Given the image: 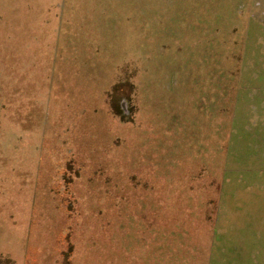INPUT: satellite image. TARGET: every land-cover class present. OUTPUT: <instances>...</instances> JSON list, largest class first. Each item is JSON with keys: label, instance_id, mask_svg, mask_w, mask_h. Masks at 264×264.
<instances>
[{"label": "rangeland", "instance_id": "374dc122", "mask_svg": "<svg viewBox=\"0 0 264 264\" xmlns=\"http://www.w3.org/2000/svg\"><path fill=\"white\" fill-rule=\"evenodd\" d=\"M0 255L264 264V0H0Z\"/></svg>", "mask_w": 264, "mask_h": 264}, {"label": "crops", "instance_id": "0c3cea01", "mask_svg": "<svg viewBox=\"0 0 264 264\" xmlns=\"http://www.w3.org/2000/svg\"><path fill=\"white\" fill-rule=\"evenodd\" d=\"M0 264H15L13 257L0 255Z\"/></svg>", "mask_w": 264, "mask_h": 264}]
</instances>
